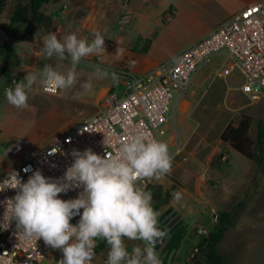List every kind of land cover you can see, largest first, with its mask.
Returning a JSON list of instances; mask_svg holds the SVG:
<instances>
[{
	"label": "rangeland",
	"instance_id": "obj_1",
	"mask_svg": "<svg viewBox=\"0 0 264 264\" xmlns=\"http://www.w3.org/2000/svg\"><path fill=\"white\" fill-rule=\"evenodd\" d=\"M26 2L5 0L0 6V41L16 50L14 55H0V172L16 161L6 151L17 141L47 145L54 135L99 112L108 93L121 95L122 76L128 70L135 73L136 55L154 59L153 67L161 66L244 8V0H56L43 7L42 25L11 28L13 11ZM18 29L25 30L24 37ZM97 31L104 36L106 52L81 60L75 85L53 94L37 83L27 108L7 102L5 89L23 82L27 73L39 72L45 64L61 73L71 68L69 60L49 59L40 52L49 33L60 40L75 33L91 41ZM225 63L220 55L199 68L183 101L186 109L177 106L160 130L174 156L172 171L152 179L146 191L152 194L159 227L166 233L155 249L163 264H173L178 256L180 264H207V240L217 232L223 213L231 214V224L220 245L222 264H264V171L259 149L256 146L250 160L220 139L227 127L250 118L248 136L257 145L259 127L264 128V93L259 99L243 94L239 71L217 77ZM97 65L115 72L119 84L114 85L110 76L99 77ZM86 82L92 84L90 91L82 87ZM175 192L182 194L179 203L173 202ZM101 242L105 241L98 240L95 249L96 264L107 260L109 246L98 247ZM125 242L129 250L143 246L142 241ZM62 256L53 250L42 264H58Z\"/></svg>",
	"mask_w": 264,
	"mask_h": 264
},
{
	"label": "clouds",
	"instance_id": "obj_2",
	"mask_svg": "<svg viewBox=\"0 0 264 264\" xmlns=\"http://www.w3.org/2000/svg\"><path fill=\"white\" fill-rule=\"evenodd\" d=\"M94 39L80 38L75 33L63 40L49 33L43 40L40 52L47 58L69 60L71 68L66 73L45 64L41 71L27 73L23 82L5 89L7 102L19 109L27 108L33 86L45 90H67L77 82L76 67L90 55L106 52L104 36L93 33ZM96 74L110 76L118 85L119 76L109 73L98 65ZM92 89L91 82L82 85ZM60 151L54 148L52 154ZM63 154V153H61ZM72 164L58 178L45 177L35 170L26 182L19 173L10 171L0 183V192L16 190V195L3 201L5 211L0 228L7 230L16 223V235L25 240L43 239L46 246L63 254L58 264H93L97 241L109 246L105 264H163L156 253L157 242L166 235L160 229L159 213L153 208L151 192L144 182L161 179L172 171L174 156L167 143L149 139L144 134L130 136L114 154L103 156L91 148L84 151L73 149ZM31 171L30 167L23 169ZM78 192L76 198L64 200L61 193ZM182 199L180 192L173 193V202ZM79 216L76 224L71 223ZM126 240L142 241L143 246L129 250Z\"/></svg>",
	"mask_w": 264,
	"mask_h": 264
},
{
	"label": "built area",
	"instance_id": "obj_3",
	"mask_svg": "<svg viewBox=\"0 0 264 264\" xmlns=\"http://www.w3.org/2000/svg\"><path fill=\"white\" fill-rule=\"evenodd\" d=\"M220 55L227 63L216 72L217 77L226 78L239 71L244 78L240 87L242 93L259 99L264 93V0L248 4L150 72L138 75L126 71L122 76L121 95L108 93L99 112L85 118L72 130L54 135L47 145L35 146L28 141H17L6 151L8 157L16 161L0 172V183L8 178L10 171L18 172L23 182L35 170H40L45 177H62L73 162L70 155L73 149L84 151L91 148L101 156L105 152L114 154L123 142L136 134L142 133L149 139L168 144L161 134V127L168 123L174 109L185 100L199 68ZM46 91L59 92L56 89ZM54 148L60 151L52 154ZM26 167L31 171L24 172ZM151 184L152 180H146L145 190ZM79 191L82 189L61 193L59 198H76ZM15 195L14 189L0 192V222L5 211L2 202ZM78 221L79 216L74 217L71 223ZM53 250L45 245L43 239L36 242L18 237L15 221L7 230L0 228V264H42ZM93 264L96 263L93 261Z\"/></svg>",
	"mask_w": 264,
	"mask_h": 264
},
{
	"label": "trees",
	"instance_id": "obj_4",
	"mask_svg": "<svg viewBox=\"0 0 264 264\" xmlns=\"http://www.w3.org/2000/svg\"><path fill=\"white\" fill-rule=\"evenodd\" d=\"M5 0L0 2V6ZM56 0H27L26 3H19L13 11L9 26L11 28H19L27 25L40 26L45 22V14L43 7ZM22 37L25 36V30L18 29ZM108 41V40H106ZM111 43V42H109ZM16 54L15 48L8 43L0 41V55L8 56ZM250 118H245L236 127H227L221 134V141L227 143L234 151L243 157L252 160L255 156L256 146L259 149V164L264 171V128L262 125L259 127V137L257 145L248 136L250 129ZM231 224V214L223 213L220 215V221L217 232L211 234L207 240L206 245V261L207 264H222L223 258L220 251L225 234L228 230V225ZM106 246V242H101L98 247ZM194 264H200L195 262Z\"/></svg>",
	"mask_w": 264,
	"mask_h": 264
},
{
	"label": "crops",
	"instance_id": "obj_5",
	"mask_svg": "<svg viewBox=\"0 0 264 264\" xmlns=\"http://www.w3.org/2000/svg\"><path fill=\"white\" fill-rule=\"evenodd\" d=\"M248 3H249V0H244V7L245 6H247L248 5ZM236 14V13H235ZM233 16V15H232ZM206 35V34H205ZM205 35H202V36H199L197 39H194L190 44H189V46L191 45V44H193L195 41H197V40H199L200 38H202L203 36H205ZM187 48V47H186ZM134 60H135V66H134V70H135V73L136 74H138V75H142V74H146V73H148V72H150L151 70H153L154 68H156V66L155 67H153V65H155L156 64V61L154 60V59H145V58H143V56L142 55H136L134 58H133ZM146 60V61H145ZM186 240V238L185 239H183V242L180 244V246H179V248L177 249V252L176 253H178L179 252V250L181 251L182 250V247H184L182 244L184 243V241ZM179 256H178V258L176 259V260H174V263L173 264H180L179 263ZM185 263H186V261H185Z\"/></svg>",
	"mask_w": 264,
	"mask_h": 264
},
{
	"label": "bare ground",
	"instance_id": "obj_6",
	"mask_svg": "<svg viewBox=\"0 0 264 264\" xmlns=\"http://www.w3.org/2000/svg\"><path fill=\"white\" fill-rule=\"evenodd\" d=\"M177 108L181 109V110H185L186 109V104L183 101H181Z\"/></svg>",
	"mask_w": 264,
	"mask_h": 264
}]
</instances>
